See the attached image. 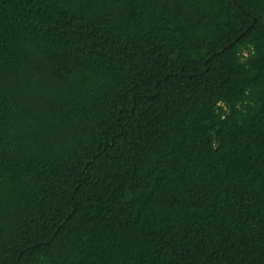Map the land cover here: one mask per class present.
Masks as SVG:
<instances>
[{
  "label": "trees",
  "instance_id": "obj_1",
  "mask_svg": "<svg viewBox=\"0 0 264 264\" xmlns=\"http://www.w3.org/2000/svg\"><path fill=\"white\" fill-rule=\"evenodd\" d=\"M0 264H264V0H0Z\"/></svg>",
  "mask_w": 264,
  "mask_h": 264
}]
</instances>
